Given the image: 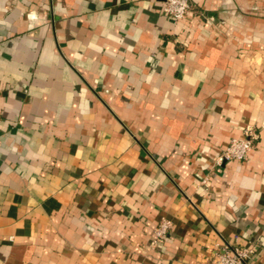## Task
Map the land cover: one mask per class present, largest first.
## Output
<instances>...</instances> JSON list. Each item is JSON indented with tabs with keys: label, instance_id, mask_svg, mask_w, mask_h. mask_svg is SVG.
Wrapping results in <instances>:
<instances>
[{
	"label": "crops",
	"instance_id": "crops-1",
	"mask_svg": "<svg viewBox=\"0 0 264 264\" xmlns=\"http://www.w3.org/2000/svg\"><path fill=\"white\" fill-rule=\"evenodd\" d=\"M164 1L0 0V264H264V0Z\"/></svg>",
	"mask_w": 264,
	"mask_h": 264
},
{
	"label": "built area",
	"instance_id": "built-area-1",
	"mask_svg": "<svg viewBox=\"0 0 264 264\" xmlns=\"http://www.w3.org/2000/svg\"><path fill=\"white\" fill-rule=\"evenodd\" d=\"M191 10L190 0H165L162 11L174 21H182ZM258 135L253 130H246L243 138L233 139L229 146L217 157V164L221 165L228 161H244L254 148ZM171 222L162 221L155 230L153 245L164 244ZM255 248H246L239 245H228L217 251L211 259V264H249Z\"/></svg>",
	"mask_w": 264,
	"mask_h": 264
}]
</instances>
